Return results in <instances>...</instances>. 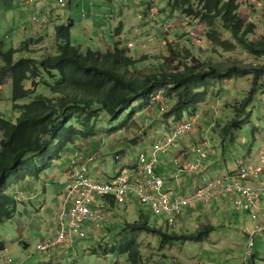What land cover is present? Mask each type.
I'll return each mask as SVG.
<instances>
[{"label":"rangeland","instance_id":"rangeland-1","mask_svg":"<svg viewBox=\"0 0 264 264\" xmlns=\"http://www.w3.org/2000/svg\"><path fill=\"white\" fill-rule=\"evenodd\" d=\"M37 1L39 4L35 6L34 0L29 5L24 0H0L1 51L8 50L23 37H33V30L42 23H47L50 34L54 24L71 23L70 42L73 46H81L83 50H109L108 46L113 49L119 41L128 45L131 32L141 21L157 17L158 22L155 19L150 23L158 28L147 27L156 35L146 42H136V46L130 48L133 55L148 54L154 58V55L168 54L170 41L179 42L182 47H185V44L192 46L194 51L205 59L218 61L233 56L229 52H213L206 38V24L199 18L189 19L184 14L173 12L167 0ZM240 1L241 15L258 24L255 36L260 38L264 34L263 0ZM168 16L172 18L173 25L169 31H165L163 23ZM142 29H146L145 25ZM46 40L41 44L37 43V47L41 50L49 45L50 53H54L56 38L52 35ZM142 44L145 47H139ZM32 47L35 49L36 46ZM44 55V52L40 53L41 57ZM236 56L248 62L264 64V55L258 60L239 49ZM46 81H51V78L43 73L34 94L15 102L12 97V81L8 78L0 87V116L15 122L21 114V109L16 108L15 103H29L35 94L51 96L44 83ZM24 84L26 88H32L31 79L26 80ZM252 88V76L219 82L211 89L207 102L201 105L197 114L192 117L186 114L185 119L195 120V130L183 137V141L189 145L188 147L185 144L183 148L192 150L195 145L206 140L215 148V153L203 161L199 173L205 171L208 177H217L237 170L242 161L257 163L261 159V153L264 152V78L256 89L253 101L246 110L241 111L240 107ZM157 97V101H151L145 107V103L137 102L136 112L132 117V110L124 113L119 119L102 114L98 135L89 140H80L85 144L86 150H97L101 153L96 166L90 165L94 179L98 178L99 173L103 181H111L118 176L122 166L127 163L138 164L143 153L150 160L152 145L169 129L164 114L175 103ZM237 118L242 123L241 128L226 132L225 125ZM169 123L175 125L178 122L171 118ZM213 123L214 126H211ZM1 139L0 130V146ZM191 153L192 158H196L195 149ZM118 154L125 155L120 163L116 161ZM172 155L173 152L161 155L162 167L165 168L167 177L175 169L171 161ZM66 163L65 154L41 179H30L12 188L14 194L15 191H24L29 196L38 198L31 203L27 201V205H33L27 211L24 205H20L16 217L0 225V238L11 250L10 253L0 250V263L5 262V259H12L16 264L22 261V264H132L130 253L118 255L109 252L105 255V251L121 241H133L141 254L140 264H264V209L256 212L247 208L237 209L227 197L222 202L200 203L195 208L186 209L178 217L176 225L170 227L171 233L186 234L197 232L204 224H214L216 230L203 243L177 241L164 245L160 237L153 233L125 232L127 224L145 222L152 227L168 228L164 215L157 216L149 205L136 201L132 208L125 205L105 206L110 223L101 228L99 235L90 232L87 238L77 240L73 246L63 245L64 250H60L54 259L42 255L37 250L38 246L52 240L60 230V203L53 199L59 196L64 188L63 183L67 180L64 167ZM31 182L36 185L30 188ZM16 195L24 197V194ZM99 201L103 202V199L99 198ZM42 205L46 207L44 212L41 211ZM20 229H25L21 238ZM254 230L257 231L256 244L248 254L249 232ZM25 243L31 246L26 248Z\"/></svg>","mask_w":264,"mask_h":264},{"label":"trees","instance_id":"trees-1","mask_svg":"<svg viewBox=\"0 0 264 264\" xmlns=\"http://www.w3.org/2000/svg\"><path fill=\"white\" fill-rule=\"evenodd\" d=\"M167 4L173 12L201 19L213 52L233 56L218 61L205 59L192 46L182 47L170 41L168 54L154 58L133 55L122 41L106 51L83 50L70 42L71 23L54 26L56 51L44 57L34 54L33 39L0 50V87L11 78L15 102L34 94L43 73L51 78L44 82L51 96L35 94L29 103H15L21 109L15 122L0 116V225L18 214L19 196L12 188L30 179H41L80 140L97 136L104 113L119 119L132 110V117L137 102L145 103V107L155 102L153 96H159L175 102L164 114L171 129L169 120L179 122L185 120L186 114H197L217 83L246 76L253 77V88L240 110H246L253 101L264 78V64L248 62L236 54L242 49L259 60L264 55V34L255 36L258 24L241 15V1L167 0ZM30 79L32 88H26L24 82ZM241 125L237 118L224 130L240 129ZM167 225L163 229L148 222L127 224L125 232L153 233L168 245L177 241L203 243L216 230L209 223L195 233L178 234L171 233ZM6 248L0 238V250ZM109 252L130 253L132 264H140L141 254L133 241H121L107 249L105 255Z\"/></svg>","mask_w":264,"mask_h":264},{"label":"built area","instance_id":"built-area-1","mask_svg":"<svg viewBox=\"0 0 264 264\" xmlns=\"http://www.w3.org/2000/svg\"><path fill=\"white\" fill-rule=\"evenodd\" d=\"M172 25V19L168 18L163 28L169 31ZM128 46L134 48L136 42L130 41ZM141 46L145 47L144 44ZM152 99L157 101L159 98L153 96ZM194 130V119L179 121L152 145L150 160L143 153L136 166L126 170L123 168L114 180L108 182L92 177L90 165L98 156L90 149L86 150L83 141H79L75 145L77 152L72 154L66 170L67 188L58 214L60 230L52 240L40 244L38 252L51 257L55 248L73 246L77 240L87 238L90 232H99L110 223L105 206L125 205L132 208L138 201L149 205L157 216L164 215L171 227L176 225L178 217L186 209L195 208L200 203L222 202L226 197L237 209L247 208L252 212L263 210L264 152L257 163L242 161L233 172L212 178H197L191 187L183 186L181 173H199L203 161L215 153V148L206 140L193 147L196 158L190 156L194 149L183 148V137ZM170 152H173L172 163L177 171L173 185H168L165 173L162 172L161 155ZM124 156L118 154L116 161L120 163ZM20 199L21 196L18 197ZM256 234V230L249 232L248 254L256 244ZM12 262V259H8V263Z\"/></svg>","mask_w":264,"mask_h":264},{"label":"crops","instance_id":"crops-1","mask_svg":"<svg viewBox=\"0 0 264 264\" xmlns=\"http://www.w3.org/2000/svg\"><path fill=\"white\" fill-rule=\"evenodd\" d=\"M31 1L32 0H24V2L27 4V5H29L30 3H31ZM39 4V2L37 1V0H34V3H33V5H38ZM140 16H143L142 14H140ZM169 17V16H168ZM171 18V17H170ZM156 19V22H158L157 21V17L155 18ZM154 18H150V19H144V21L142 22L141 21V23L139 24V26L138 27H136L135 28V30L134 31H132L131 32V37L130 38H128V41L127 42H130V41H135V42H146L147 40H150V39H152V36L154 35H156L153 31H151L150 29H153V28H158V26H156L155 25V27H153V25H151V23H150V21L152 22L153 20H155ZM141 20H143V17H142V19ZM148 23H150V24H148ZM163 22H161V24H162ZM55 25H57V24H54V26ZM144 25H145V28L146 29H142V28H144ZM54 26H51V29L53 30L52 31V33L50 34L49 32H48V25H47V23H42L39 27H37V28H35L34 30H33V37H30L29 39L28 38H21L20 40H19V43H17V44H15L14 46H20L21 45V43L23 42V41H26V40H30V39H33V45L32 46H36L35 47V50H36V48H38L37 47V43H39V44H41L42 42H46L47 40V38L50 36H54ZM149 26V28L150 29H147V27ZM148 30V31H147ZM38 40V42L36 43V41ZM48 47H49V45H48ZM48 47H41L42 49L40 50L39 48L37 49V51L36 52H34V54L37 56V55H39L40 56V53L41 52H44V53H49L50 51H51V49L50 48H48ZM108 49L110 48H112L111 46H108L107 47ZM48 51V52H47ZM104 51H106V50H104ZM184 142V144H187V146L189 147V145H188V143L187 142H185V141H183ZM71 150H72V152H71ZM77 152V148L76 147H71V149L68 151V152H66V156H67V163H66V165L64 166L65 168H66V170H67V166L69 165V162H70V159H71V155L72 154H74V153H76ZM92 153H97V159L95 160V162L93 163V166L95 167L96 166V164H97V161H98V159H99V157H100V155H101V153L99 152V151H97V150H92ZM190 156L192 157V153H190ZM172 161V160H171ZM137 164H132V163H127L126 165H124V166H122L120 169H119V172H121L122 171V169L123 168H125V170L126 169H129V168H132L133 166H136ZM165 168L164 167H162V172L163 173H165V170H164ZM66 170H65V176H66ZM121 170V171H120ZM120 174V173H119ZM118 174V175H119ZM165 175V174H164ZM176 175H177V171L174 169L173 170V172H171L170 173V176H166V178H167V182H168V185H173L174 184V182H175V180H176ZM208 174H206V172L204 171V172H201V173H188V172H183V173H181V180H183V186L185 187V188H187V187H191L193 184H194V181L197 179V178H200V179H203L204 177H206ZM115 176H117V174L115 175ZM54 179L56 178V176H54L53 177ZM116 178V177H115ZM115 178H111L112 180H114ZM97 180H101V181H103V179H102V176L98 173V178H97ZM111 180V181H112ZM30 181V180H29ZM32 184L30 185V188L31 187H33V186H35L36 184L34 183L33 184V182H31ZM63 185H64V188L62 189V191L59 193V196L57 197V198H54L53 199V201H58L60 204H58V206H59V208L58 209H60V207H61V201H62V198H63V196H64V194H65V191H66V188H67V180H65L64 181V183H63ZM15 194H24V197H22L21 199H20V204H19V207H20V205H24L25 206V211H27V209L29 208V207H32L33 205H31V206H29V205H27V201L29 202V203H31L33 200H35L36 198H38V196H29V194L28 193H26V192H24V191H15ZM52 196H53V193H52ZM41 211H46V207L44 206V205H42V207H41ZM24 233H25V229H20V231H19V235H20V238L21 237H23L24 236ZM99 233H100V231L99 232H97L96 234L97 235H99ZM31 245L30 244H28V243H25V247L26 248H29ZM60 250H64L63 248H62V246H59L58 248H55L54 250H53V252H52V255H51V257L48 255V254H46V256L49 258L50 257V259H54L55 257H57V255H58V252L60 251ZM10 247H8L7 246V248H6V250L4 251V253H10ZM26 260V259H25ZM24 261H22V263H23ZM22 263H17V264H22ZM0 264H16L15 263V261H13L12 263H8V260L7 259H5V262H3V263H0Z\"/></svg>","mask_w":264,"mask_h":264}]
</instances>
